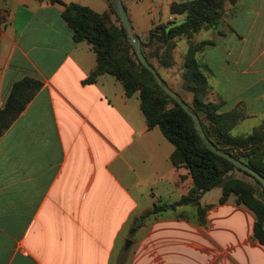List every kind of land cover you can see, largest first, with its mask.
I'll use <instances>...</instances> for the list:
<instances>
[{
    "label": "crops",
    "instance_id": "crops-1",
    "mask_svg": "<svg viewBox=\"0 0 264 264\" xmlns=\"http://www.w3.org/2000/svg\"><path fill=\"white\" fill-rule=\"evenodd\" d=\"M60 1L0 0V110L14 83L41 84L0 137V264H264L255 216L235 195L220 204V188L205 193L204 225L195 207L178 206L192 179L171 164L160 130L148 129L138 93L126 97L109 75L85 82L95 54L73 41L61 14L69 4L102 14L108 1ZM126 1L140 36L166 25L170 4L184 0H161L146 18L140 0ZM220 25L227 32L203 66L220 113L240 117L231 135L245 137L264 122V0H237ZM162 203L170 209L144 224L126 256L121 238ZM175 207L195 218L171 219Z\"/></svg>",
    "mask_w": 264,
    "mask_h": 264
},
{
    "label": "trees",
    "instance_id": "trees-1",
    "mask_svg": "<svg viewBox=\"0 0 264 264\" xmlns=\"http://www.w3.org/2000/svg\"><path fill=\"white\" fill-rule=\"evenodd\" d=\"M49 1L62 4L60 0ZM226 2L234 6L237 0L172 2L169 14L173 19L181 17V21L157 25L149 31L148 39L164 44L166 52H170L174 40L182 37L190 39L202 30L215 28L223 17ZM108 4V12L102 14L77 4L64 5L61 14V18L72 32L73 41L86 42L95 54L96 67L85 82L93 83L99 76L109 75L123 86L126 97L138 93L140 110L148 129L160 130L174 148L170 156L171 164L177 169H186L192 179V187L180 198L178 206L195 207L197 221L204 225L209 206L202 207L200 199L212 189L220 188L222 190L220 204H223L230 195H235L238 204L253 212L255 216L253 238L264 246V189L253 177L205 148L196 134L190 117L159 89L151 74L140 65L127 41L124 29L112 20L114 15L116 22L120 23L109 1ZM207 45L213 46L214 43L203 41L190 44L184 57L183 88L192 94L191 108L199 117L207 138L217 148L241 160L264 177V122L248 136H232L230 131L240 117L234 113H219L220 104L208 102L206 99L209 85L195 54ZM142 53L153 67L149 56L143 50ZM40 87L39 82L29 78L13 84L6 103L0 110V137ZM203 119L209 123L208 128L203 124ZM211 136L216 140L211 139ZM234 170L250 177L261 188L260 194H256L251 184L231 175ZM169 209L170 206L165 203L154 204L141 219L161 214ZM134 232L135 229L132 228L130 234Z\"/></svg>",
    "mask_w": 264,
    "mask_h": 264
},
{
    "label": "rangeland",
    "instance_id": "rangeland-1",
    "mask_svg": "<svg viewBox=\"0 0 264 264\" xmlns=\"http://www.w3.org/2000/svg\"><path fill=\"white\" fill-rule=\"evenodd\" d=\"M160 1L161 0H140V2H138L139 5L136 8L138 15L140 17H145V18L148 17L147 12L150 10V8L155 5H159ZM99 2H104V1L100 0ZM122 2L127 7L128 1L122 0ZM230 7L231 5L228 2H226L223 9V17L215 28L202 30L199 33L193 35V37L190 39L182 37L174 40L173 42L174 46L172 47L170 52H166L165 50L166 46L164 44L155 40L149 41L148 35H143L142 32L140 33V36L137 35L138 38L140 39L141 44H143V46H141V49L149 56V61L153 65L154 69L158 72V74L165 81L168 87L172 89L174 92H176L184 100V102L188 104L190 107L192 105V94L183 88V80H182L185 54L188 51L190 44H198L203 41H212L214 45L216 44V41L219 39V37L223 36V33L227 32V28H224L220 24L222 23L223 18ZM165 13H166V6H163L162 14L165 15ZM112 20L117 26L120 25V23L116 22V17L114 15L112 16ZM180 21H181V17L174 19L171 17V20H168L166 24H168V22L178 23ZM162 25L165 24L163 23ZM213 46L207 45L201 51H198L195 54L196 60L200 64V69L207 78V82H208V74L203 66V62H204L203 57L206 55L208 50L211 49ZM210 83L208 82L209 91L207 92L206 99L208 102L220 104L221 107V103L216 102V95H214ZM218 112L220 113V108ZM229 113H233V112H229ZM203 124L208 128L209 123L205 119H203ZM211 139H213L214 141L216 140L214 136H211ZM116 164L117 163L112 165V167H114L115 169L117 167ZM231 175H233L235 178L241 179L251 184L254 187L256 194H260L261 188L250 177L246 176L245 174L237 170H234L231 173ZM148 204L149 201H143L141 205L148 207ZM180 210H181L180 207H175L172 210V213H169L171 215V219H182L187 221H193V219L195 218L194 211L189 209H185V211H180ZM160 215L149 216L147 218H144V220L141 222L140 228H137L134 234L131 235L126 233L124 237L121 238L122 241L125 239V240H129L131 243L128 249L125 251L126 256H129V254L131 253L134 247V243H136V241H138L140 238L144 236V230H142V227L145 226L144 224H148V223L150 224L151 221L156 222L161 220L160 217L162 218L163 215L162 214ZM135 225H137V223L134 224V226Z\"/></svg>",
    "mask_w": 264,
    "mask_h": 264
},
{
    "label": "water",
    "instance_id": "water-1",
    "mask_svg": "<svg viewBox=\"0 0 264 264\" xmlns=\"http://www.w3.org/2000/svg\"><path fill=\"white\" fill-rule=\"evenodd\" d=\"M119 19L121 27L124 29L126 38L130 46L132 47V50L140 63V65L145 68L153 77V80L155 84L159 87V89L167 95L169 98H171L173 101H175L181 109L184 110V112L190 117L194 129L196 131V134L198 135L200 141L205 146L206 149H208L211 153L214 155L226 160L230 164H232L235 168L238 170L248 174L249 176L253 177L264 189V177L252 170L247 164L242 162L241 160L235 158L231 154L225 152L224 150H221L217 148L206 136L202 124L200 122L199 117L194 112V110L184 102V100L172 89L168 87V85L165 83V81L160 77L158 72L148 63V61L145 59L142 49H141V42L138 36L135 34L133 27L128 19L126 9L123 5L122 0H108ZM177 204H174L176 206ZM137 225L134 227L137 228L140 225V222H136ZM130 245V241L126 240L125 243V249H127Z\"/></svg>",
    "mask_w": 264,
    "mask_h": 264
}]
</instances>
